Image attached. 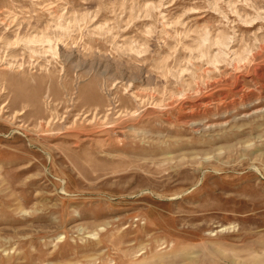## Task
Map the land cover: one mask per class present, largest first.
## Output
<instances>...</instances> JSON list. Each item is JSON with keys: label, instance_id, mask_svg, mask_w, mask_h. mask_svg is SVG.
Wrapping results in <instances>:
<instances>
[{"label": "rangeland", "instance_id": "374dc122", "mask_svg": "<svg viewBox=\"0 0 264 264\" xmlns=\"http://www.w3.org/2000/svg\"><path fill=\"white\" fill-rule=\"evenodd\" d=\"M0 264H264V0H0Z\"/></svg>", "mask_w": 264, "mask_h": 264}]
</instances>
